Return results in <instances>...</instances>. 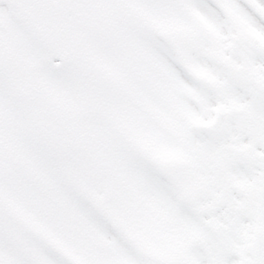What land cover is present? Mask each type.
<instances>
[{
    "label": "snow or ice",
    "instance_id": "1",
    "mask_svg": "<svg viewBox=\"0 0 264 264\" xmlns=\"http://www.w3.org/2000/svg\"><path fill=\"white\" fill-rule=\"evenodd\" d=\"M0 264H264V0H0Z\"/></svg>",
    "mask_w": 264,
    "mask_h": 264
}]
</instances>
